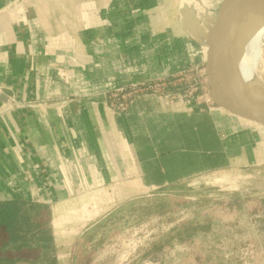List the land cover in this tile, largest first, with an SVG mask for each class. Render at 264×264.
<instances>
[{
    "label": "crops",
    "instance_id": "obj_1",
    "mask_svg": "<svg viewBox=\"0 0 264 264\" xmlns=\"http://www.w3.org/2000/svg\"><path fill=\"white\" fill-rule=\"evenodd\" d=\"M160 5L0 0V90L11 92L0 101V204L46 209L52 241L64 214L82 215L83 235L99 197H114L116 188L142 197L203 181L232 164L234 150L255 154L264 137L263 127L218 106L146 94L124 113L113 108L117 88L179 70L175 49H129L147 10ZM203 50L206 69L208 45Z\"/></svg>",
    "mask_w": 264,
    "mask_h": 264
},
{
    "label": "rangeland",
    "instance_id": "obj_2",
    "mask_svg": "<svg viewBox=\"0 0 264 264\" xmlns=\"http://www.w3.org/2000/svg\"><path fill=\"white\" fill-rule=\"evenodd\" d=\"M161 2L154 13L147 10L129 49H175L179 70L172 77L180 80L189 73L190 78L174 89L180 94L205 70L208 22L221 0ZM263 44H257L255 54L254 83L261 89ZM233 153L232 164L203 181L129 198L119 187L114 197H99L98 211L91 215L97 219L83 235L76 224L82 215L64 214L55 230L57 242L36 244L32 234L26 238L30 247L19 251L1 250L0 242V259L7 260L0 264H264V137L255 154ZM22 214L30 219L24 221L26 232L48 220L46 209L35 205L22 207ZM53 235V229L45 234Z\"/></svg>",
    "mask_w": 264,
    "mask_h": 264
},
{
    "label": "water",
    "instance_id": "obj_3",
    "mask_svg": "<svg viewBox=\"0 0 264 264\" xmlns=\"http://www.w3.org/2000/svg\"><path fill=\"white\" fill-rule=\"evenodd\" d=\"M251 0H222L215 24L207 38L206 64L209 97L229 114L264 127V91L242 83L237 69L238 31L244 24ZM11 92L0 90V101L8 103Z\"/></svg>",
    "mask_w": 264,
    "mask_h": 264
},
{
    "label": "built area",
    "instance_id": "obj_4",
    "mask_svg": "<svg viewBox=\"0 0 264 264\" xmlns=\"http://www.w3.org/2000/svg\"><path fill=\"white\" fill-rule=\"evenodd\" d=\"M187 72V71H186ZM200 72H197L199 74ZM187 81L190 80L189 73H184ZM180 79V80H185ZM202 78V80H200ZM176 77L163 79L158 82L148 84H135L117 88L111 95L114 98L113 108L119 112H126L133 101L140 95L153 94L166 98L172 104H184L188 107H200L202 104L208 107H215L209 97V87L205 70L201 76H194L189 86L184 88L183 92L176 94L174 89L180 86ZM182 84V83H181ZM204 94V96H202Z\"/></svg>",
    "mask_w": 264,
    "mask_h": 264
},
{
    "label": "bare ground",
    "instance_id": "obj_5",
    "mask_svg": "<svg viewBox=\"0 0 264 264\" xmlns=\"http://www.w3.org/2000/svg\"><path fill=\"white\" fill-rule=\"evenodd\" d=\"M251 1H253V5L245 11L244 24L238 31L236 52L237 69L242 83L255 85L256 46L264 41V0ZM258 52L260 54V51ZM262 90L264 91V89Z\"/></svg>",
    "mask_w": 264,
    "mask_h": 264
},
{
    "label": "trees",
    "instance_id": "obj_6",
    "mask_svg": "<svg viewBox=\"0 0 264 264\" xmlns=\"http://www.w3.org/2000/svg\"><path fill=\"white\" fill-rule=\"evenodd\" d=\"M31 208L34 207L31 206ZM24 221L28 222L30 219L29 217L23 216L20 208L0 204V242L3 245L1 250H6L9 247L15 251L22 250L26 247L29 248L30 243L27 242L26 238L32 234L35 235L36 244H51L52 238L45 236L49 231L46 227V223H38L34 225L33 230L26 232L23 230L26 225ZM31 248H33L32 245ZM6 261V259H0V262ZM11 263H13V261Z\"/></svg>",
    "mask_w": 264,
    "mask_h": 264
}]
</instances>
